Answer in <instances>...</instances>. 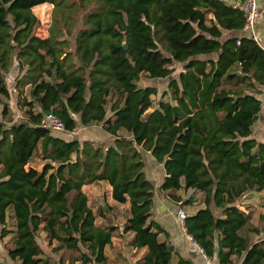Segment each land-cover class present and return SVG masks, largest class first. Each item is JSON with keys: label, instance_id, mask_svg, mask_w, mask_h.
I'll use <instances>...</instances> for the list:
<instances>
[{"label": "trees", "instance_id": "obj_1", "mask_svg": "<svg viewBox=\"0 0 264 264\" xmlns=\"http://www.w3.org/2000/svg\"><path fill=\"white\" fill-rule=\"evenodd\" d=\"M45 2L56 10L42 36L34 6ZM245 23L226 0H0V237H13L7 264H51L64 248L84 264H120L109 247L128 233L134 264H194L153 219L146 151L164 163L161 188L174 191L180 207L201 202L186 226L209 257L264 264V213L256 221L238 203L264 191V141L253 137L264 49L238 33ZM14 58L20 120L12 118L6 79ZM176 62L183 66L170 79L171 94L155 106L157 86L138 79L169 77ZM49 111L69 132L101 124L114 141L54 135L40 124ZM104 183L113 202L93 203L86 185ZM118 216L123 223L113 221Z\"/></svg>", "mask_w": 264, "mask_h": 264}, {"label": "rangeland", "instance_id": "obj_2", "mask_svg": "<svg viewBox=\"0 0 264 264\" xmlns=\"http://www.w3.org/2000/svg\"><path fill=\"white\" fill-rule=\"evenodd\" d=\"M81 0H77V2H80ZM90 2H93V0H90ZM93 5L94 3H90ZM35 12L40 16L41 18V24L38 28L39 34L42 36H46L48 34V28L52 23L53 19V14L54 10H56L55 4L52 2H45L42 4H38L34 6ZM84 9H81L79 11L80 16L83 15ZM72 40V45L74 47L75 45V40H76V35L71 37ZM175 71L174 73L165 78L161 77H149L146 74H141V76L138 79V84L145 86L148 84L155 85L158 88V93L154 96L155 98V106L158 105L159 100L163 97L164 92L168 91L169 94L167 96H170L171 90L169 87L170 79L178 76L180 70L182 69L183 64L181 62H176L175 64ZM19 75V65L14 58L11 69L9 72L6 73V79L8 86L10 87L11 90V106L13 111L11 112L13 120H20L24 118V113L22 109L19 108L17 104V90L15 87L16 84V78ZM166 96V97H167ZM1 108L2 104L0 103V116H1ZM76 117L79 119V116L76 115ZM102 132V126L101 124H94L92 126H86L82 123L78 125V127L75 129L73 132H69L68 130H52V133L54 135H60L63 136L64 138L70 139L73 137H77L81 140L84 138L90 137V138H95L98 139L99 141H103L104 137L100 133ZM41 149V147H40ZM43 162V159L41 158V155H36V157L33 160V163L37 166H40ZM85 189L89 193L90 199L93 203L95 202H100L104 201V199L107 198L108 201L113 202V200L110 197V192H109V186L104 183L100 187H96L95 185H86ZM196 193H194V196H197ZM199 195V194H198ZM201 203V202H200ZM239 205H241L242 208L246 209L247 211L253 213L256 221H259V218L261 217V214L264 213V191L263 192H257V193H248L246 196L242 197L241 199L238 200ZM185 212L187 211V207H182ZM216 212L219 213V208H215ZM98 222L104 220L103 218L99 217ZM124 218L122 216L115 217L113 219L114 222L117 223H123ZM8 224L12 227L14 226V219L12 216H9L8 218ZM1 226V224H0ZM130 233L126 235H121V236H115V243L113 247L110 248V252L116 253L117 249L114 248L117 245V243H123L127 249L126 252L128 255H130V252L133 251L134 247H131L129 245V240H130ZM13 237L12 234H8L6 237L1 238L0 237V264H7L11 262V258L8 255L7 252V247L6 245H11L13 242ZM6 242V243H5ZM45 248L49 251L50 247L43 242ZM130 251V252H129ZM77 252L67 250V249H62L56 254H51L50 257V262L51 264H84L81 260L75 259V256H77ZM114 255V254H113ZM61 260V261H60Z\"/></svg>", "mask_w": 264, "mask_h": 264}, {"label": "crops", "instance_id": "obj_3", "mask_svg": "<svg viewBox=\"0 0 264 264\" xmlns=\"http://www.w3.org/2000/svg\"><path fill=\"white\" fill-rule=\"evenodd\" d=\"M226 1L230 3L231 0ZM258 3L260 12L256 20L255 31L259 39L258 43L262 46V48H264V0H258ZM238 33L246 34L243 29L239 30ZM246 35L249 36V34ZM257 95L262 101V108L254 124L253 137L264 141V84L259 86ZM16 97H18V93ZM102 130L103 131H100V133L104 137L103 142L108 144L113 143L114 138L110 135V133L104 128H102ZM145 160L146 175L155 184L154 204L152 209L153 219H155L161 225V227L164 228L161 236L167 237V239L175 246V248L182 255L191 259L194 264H217V256L209 257L200 246L189 239L187 233L183 230L177 214V210L180 206L171 197V194L174 191L164 190L161 188V184L166 175L164 163L159 162L151 151L145 152ZM191 193H193V190L189 189L187 192H185V197H188ZM200 206H202L201 203L197 202L195 205H191L187 211H194ZM117 245L118 246L114 247L117 249V252H112V254L110 252L112 258L114 260H118L120 264H134V261L137 259L138 255H135L133 251H129L130 255H128L126 252L127 247L123 243L119 242Z\"/></svg>", "mask_w": 264, "mask_h": 264}, {"label": "built area", "instance_id": "obj_4", "mask_svg": "<svg viewBox=\"0 0 264 264\" xmlns=\"http://www.w3.org/2000/svg\"><path fill=\"white\" fill-rule=\"evenodd\" d=\"M230 3L234 7L241 9L245 13L246 23L242 29L245 31L246 34H249V36H251L258 42L259 39L255 31L256 20L260 12L258 0H231ZM238 42H240V40H238ZM40 124L42 126L51 128L52 130H66L64 121L53 111L45 112L41 118ZM177 214L181 226L183 230L187 233L189 239L192 240L198 246H200L197 240L194 238L193 234L188 232L186 226L187 212H185L182 207H179L177 210Z\"/></svg>", "mask_w": 264, "mask_h": 264}, {"label": "water", "instance_id": "obj_5", "mask_svg": "<svg viewBox=\"0 0 264 264\" xmlns=\"http://www.w3.org/2000/svg\"><path fill=\"white\" fill-rule=\"evenodd\" d=\"M125 45V44H124ZM131 137H133V136H131Z\"/></svg>", "mask_w": 264, "mask_h": 264}]
</instances>
